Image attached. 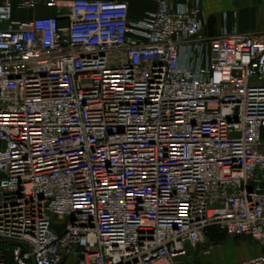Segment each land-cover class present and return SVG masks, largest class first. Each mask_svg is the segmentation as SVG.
Returning <instances> with one entry per match:
<instances>
[{"label": "built area", "instance_id": "obj_1", "mask_svg": "<svg viewBox=\"0 0 264 264\" xmlns=\"http://www.w3.org/2000/svg\"><path fill=\"white\" fill-rule=\"evenodd\" d=\"M154 1L133 20L124 0H0L15 264H174L219 245L211 228L264 244V32L208 36L203 0Z\"/></svg>", "mask_w": 264, "mask_h": 264}, {"label": "crops", "instance_id": "obj_2", "mask_svg": "<svg viewBox=\"0 0 264 264\" xmlns=\"http://www.w3.org/2000/svg\"><path fill=\"white\" fill-rule=\"evenodd\" d=\"M124 1L129 5V16L133 20L142 19L148 12L158 9V3L154 0ZM202 9L207 17L203 31L208 36L220 34L224 27L228 30L237 29L241 33L264 32V0H203ZM55 12L54 8L44 3L25 10L15 5L13 18L30 20L34 17L52 16ZM2 26L6 27L7 23ZM263 254V243L247 237L227 236L210 253L202 254L191 249L189 255L176 257L174 264H243ZM65 264H73L72 259Z\"/></svg>", "mask_w": 264, "mask_h": 264}, {"label": "trees", "instance_id": "obj_3", "mask_svg": "<svg viewBox=\"0 0 264 264\" xmlns=\"http://www.w3.org/2000/svg\"><path fill=\"white\" fill-rule=\"evenodd\" d=\"M208 235L211 239H214L216 241L221 242L222 240H224L227 235L223 232H220L219 230L215 229V228H211L208 232ZM6 263L5 264H15L12 258V254L6 250Z\"/></svg>", "mask_w": 264, "mask_h": 264}, {"label": "water", "instance_id": "obj_4", "mask_svg": "<svg viewBox=\"0 0 264 264\" xmlns=\"http://www.w3.org/2000/svg\"><path fill=\"white\" fill-rule=\"evenodd\" d=\"M6 250H8V249H6ZM5 258H6L5 255H0V262L2 259H5Z\"/></svg>", "mask_w": 264, "mask_h": 264}]
</instances>
